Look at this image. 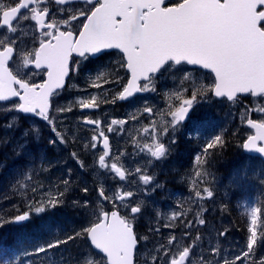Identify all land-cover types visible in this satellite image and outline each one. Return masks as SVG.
<instances>
[{
	"label": "snow or ice",
	"instance_id": "6c2138e0",
	"mask_svg": "<svg viewBox=\"0 0 264 264\" xmlns=\"http://www.w3.org/2000/svg\"><path fill=\"white\" fill-rule=\"evenodd\" d=\"M75 2L80 6L60 7L59 18L56 12H50L48 0H10L8 4L0 3V27L6 29L7 33H17V25L21 21L34 22L32 47L29 48L26 41L25 46L21 47L17 38L12 35L0 39V102L18 97V102L14 101L11 107L6 108L8 112L17 113L5 125L7 129L14 131L19 126L17 121L31 118L43 122L51 129L53 136L48 145L52 148L58 144H66L67 134L59 130V118L55 113L70 112L76 105L81 109L100 106V100L95 94H89L87 98L77 100L67 107L56 105L55 98L66 89L75 88L71 81L82 72L85 82L91 88L103 89V85L112 84L122 89L117 92L103 90V102L113 104L117 100H129L134 94L156 92V82L165 74H172L173 79L176 78V73L182 74V91L172 93L180 103L174 110L169 106L171 120L159 130L155 122L151 129H144L152 143H145L142 151L156 161L167 159L176 150V133L184 127L190 112L195 111L201 101L219 98L236 105L240 103L239 94H249L253 98H259L260 103L254 109L245 108L241 114L242 121L252 111L264 116V0ZM55 3L64 6L68 0H55ZM121 70L130 73V79L126 82ZM204 70L212 77L210 84L200 83L199 78L190 85L187 83L193 74L199 77ZM37 78L42 82H37ZM153 111L147 105L142 109V113H147L149 118ZM131 118L136 120L137 116L133 114ZM84 123L95 125L94 134L83 145L84 150H96L98 141L102 138V154L98 156L99 169L113 173V178L118 177L119 181L125 183L111 194H108V189L101 183L97 189L96 207L90 211V216L94 219L89 221V226L62 239L46 240L36 245L32 251H25L24 255L29 257L27 264H37V260L41 258L47 264H56L49 253L59 249L61 245L85 238L89 251L78 257L61 256L60 264H135L134 251L140 240L148 241L147 236L141 238L134 230V221L143 215L145 209V202L138 198V193L163 186L155 181L154 175L147 173L146 168L138 166L126 174V170L116 162L109 164V137L100 128L101 121L85 119ZM126 123V120L112 119L107 132H122ZM246 123L256 130V134L248 136L242 147L264 154V146L257 147L258 141H264V118L259 121L249 118ZM31 136L37 139L40 137V129L36 124L23 132V137ZM224 146L225 140L217 134L204 143L202 154L210 151L214 154V150ZM17 148L18 154L27 152V141L19 143ZM120 156L113 159L118 160ZM71 158L81 169L85 168L79 153L72 152ZM45 160L46 157H40L42 164ZM148 163L152 164V160L149 159ZM203 164L205 160L201 154H197L193 164L196 178L207 175L200 171ZM51 167L49 162L48 168ZM48 168H42L41 171L47 172ZM29 171H32L31 166ZM71 176L72 169L69 168L66 178L46 187L43 183L33 182L32 175H22L17 183L21 189H25L32 182L33 195L23 201V210L17 207L14 215L0 217V227L9 224L23 226L33 218L43 219L42 214L64 206L65 194L71 190ZM129 176L135 179L129 181ZM200 183H204L203 179ZM130 185H136V190H131ZM82 190L85 193L89 191L87 187ZM190 190L194 192L190 199L198 206L193 219H186L192 211L186 209L173 212L166 218L169 223L164 224L165 228L174 229L179 221L185 229V239L191 237L192 230L198 231V226L205 225L203 213L206 209L200 202L214 195L209 187H198L195 179ZM106 202L111 208H106ZM72 206L87 210L88 202L81 204L74 200ZM261 215L264 212L260 208L253 207L250 210L246 247L234 258L229 259L227 250L222 255L217 246L208 250L210 257L205 256L201 249L197 259L196 249L201 247V237L197 235L190 243L181 246L175 233L170 232L166 242L162 239L158 246L149 251L144 264H243L244 261L257 264L254 259L257 246H264V240H258V219ZM49 229L50 226H44L45 231ZM150 231L156 235L161 233L158 227ZM260 231L264 233V227H260ZM227 234L228 229L218 232L220 237ZM92 253L98 258H88ZM4 255L0 250V257ZM0 264H13V261L0 260ZM258 264H264V257L259 259Z\"/></svg>",
	"mask_w": 264,
	"mask_h": 264
},
{
	"label": "rangeland",
	"instance_id": "374dc122",
	"mask_svg": "<svg viewBox=\"0 0 264 264\" xmlns=\"http://www.w3.org/2000/svg\"><path fill=\"white\" fill-rule=\"evenodd\" d=\"M191 67V66H189ZM124 71V70H122ZM176 78L173 79L172 74H165L164 77H162V87L163 90L161 92L156 91L153 98L147 103H144V106H150L152 107V104L154 105V108L157 107L156 102L162 103L164 108L166 109V114L163 116L156 117L155 120L159 119L164 125H167V120H164L163 117L165 115H168L169 121L171 120V116L168 114L169 106H172V110L175 109L180 103L172 93L176 91H182V87H180V79L182 77V74L176 73ZM199 78V82L203 83L205 85L211 83L212 77L207 74V71H203L199 74V77H197L196 74L192 75V78L187 82L189 85L192 84L194 81H196ZM96 95V93H95ZM87 94L85 93L84 98H87ZM98 100L101 102L103 101V95L98 94L97 96ZM110 98V96H109ZM72 99V98H71ZM217 99V100H216ZM213 101H201L200 105L196 108L195 111L191 112V115L189 118L184 122L189 123V125H186L182 128V130H186L184 132V136H194L198 137L200 139H206L205 141H208L210 138L214 137L215 135L219 134L221 135L222 129L221 128H228L230 127L231 135L225 140V146L226 148L232 149L233 154L235 153L234 158L231 160L230 164H223L224 171H220L219 163L217 166H215L212 162H205V164L200 166V171L202 173H207V175L203 176L202 178H196L195 177V169L193 167V164H190V162H187L188 154L194 148L197 143L190 144L188 142L185 143L181 150V156L177 157L176 160H173L171 163V166L175 169V175L172 179V183L165 184L164 187H160L161 190L156 191L149 188L147 191L143 193H138V198L144 200L145 202V209L143 212V215L138 217L136 221H134V226H138V230L146 229L149 231L148 235V241H144V250L139 251V245L137 247V258H136V264H144L145 257L149 254V251L153 249L154 247L158 246L159 242H161L162 239L166 242V238L169 235L170 232H174L177 238L180 240V245L184 246L188 243H190L192 240L195 239L197 235L201 237L200 248L196 249L197 256L196 258H199L201 249L204 250L205 256H211V253L208 251L212 247H219L221 249V254L223 255L225 251L227 250V254L229 259L234 258L235 255L239 254L243 249L246 247V239H244L242 236H239L238 234H235L234 227L231 228V222H233L231 218V212L229 210L232 207L231 201L225 202V198L223 196L225 195L226 198H229L227 196L226 187H222L224 185L231 186L235 188L236 194L242 195L243 186L246 190V197L247 200L237 202L236 199L235 202L240 206L242 210V214L248 215V221L247 225L250 224V210L255 207V202H259L260 197H262L261 192H264V177L261 176L258 169H260L259 160L254 159L248 155L244 156L243 154H240L239 152H235V148L237 146H241L242 150V144H243V136L248 135L246 125L245 116L243 121L241 118V113L238 112L237 104L233 105L230 102H221L219 98H216ZM80 100V99H77ZM76 100V101H77ZM250 102L253 103V107H257V105L260 103L259 98H252ZM139 109V108H138ZM138 109L131 108L128 111H124L125 114L118 118L119 120H126L127 123L123 127V131L121 136L125 137L127 134H129L130 131L136 128V124H134V121L131 117L133 114L136 116L144 115L146 118L147 113H142L143 107L138 111ZM10 120L13 116L17 115L15 112H10ZM58 113H55L57 115ZM193 114V115H192ZM100 116H103V113H99ZM262 115V114H260ZM138 118V117H137ZM65 119V118H62ZM213 119V121H211ZM31 120V119H30ZM201 120H210V123L204 122V124H201ZM14 131L11 130L10 132L5 128L4 129V141L5 146L8 148H13L18 153L17 145L19 143H23L26 141V139H12L15 135H17V131H20L18 133L19 136L23 135V132L25 129H28L27 127L22 128L20 123ZM154 120L150 119L148 117V121L145 125V127L139 128V133L143 134L144 136L150 137L148 133L144 132L145 128L151 129L152 123ZM77 127L74 128L75 132L72 131V129L69 127L68 129H63L61 132L67 134H71L72 139H70V144L76 143L79 140L84 143L89 141L90 139H74L73 137H78L79 131H80V125L79 123L76 125ZM43 129L47 130L51 129L46 125L42 124ZM65 125V128H68ZM195 127H200L199 131L204 130L205 128H208L212 130L210 133L200 134L196 133ZM217 127V129L215 128ZM249 129V128H248ZM194 130V132H192ZM69 131V133H68ZM235 139V140H234ZM35 140V139H34ZM242 140V143H241ZM11 141L13 142V145L11 144ZM236 141V142H235ZM29 140H27V143ZM147 143L151 145L152 140L150 139H116L115 142V151L112 157L107 158L108 163L116 162L117 165L122 166L127 172L133 171L136 167H141L147 169V173L150 175H154L151 171V168L154 167L157 164V161L155 158H151L145 151H142L144 144ZM221 148H217V150H220ZM241 150V151H242ZM91 154H93V157H96L93 159L94 162V168L99 171L98 166V156L99 154H102V151H95L89 149L88 150ZM211 152V151H210ZM30 152H25V159L23 160V167L22 168H16L14 171H11L8 173L7 182L9 181L10 185L14 189L18 190H30L31 192V183L29 182V187L25 189H21L19 184L17 183L18 179H22V175H32L33 182L36 183H43L46 187L56 183L58 181V177L52 168H48L49 162L45 161L43 164L40 161V157H35L34 155H29ZM123 153V156H120V154ZM120 156V159L114 160L113 157ZM191 157V156H189ZM233 157V156H232ZM152 160V164L148 163V160ZM204 160V157H202ZM4 163L2 160H0V170L4 168ZM185 165V166H184ZM32 167V171H29V167ZM42 168H48L47 172L41 171ZM72 170H76L75 168H72ZM84 169H80L77 172V177L79 180L84 178L85 171ZM0 175L3 173V170L0 171ZM110 176L112 177V181L107 184V177L106 179H103L102 176V182L105 187L108 189V194H111L117 187H119L121 184H124L125 182L119 181L118 177H114V174L110 173ZM227 176V177H225ZM135 179V177L129 176L128 180L131 181ZM196 180V184L201 189L203 187H209L210 190L213 191L214 195L212 198H206L205 200L201 201L200 203L203 204V207L206 209V211L203 213V218L205 219L206 223L203 226H198L197 230H192L191 237L185 239L183 238V232L185 229L182 225L179 224V221H177V227L174 229L165 228L164 224L169 223V221L166 219L168 216H170L173 212L176 211H184L186 209H191L192 211L189 212L186 219H193V214L197 210V205L193 204L190 197L194 195V192L190 189L192 188V181ZM203 179L204 183H200V180ZM173 185V187H171ZM163 186V185H162ZM130 189L135 191L136 185H130ZM32 193V192H31ZM222 195V196H221ZM221 196V197H220ZM29 199V197H27ZM223 199V200H222ZM227 201V200H226ZM243 202V203H242ZM226 206V207H225ZM229 212V217H226V213ZM157 213L160 215L157 216ZM184 217H182L183 219ZM154 219V223L152 224L153 229L160 228L161 233L160 235H156L154 232L149 230L150 225L148 226V222ZM148 226V227H147ZM224 229H228V234L225 237H220L218 235L219 231H223ZM146 236V235H143ZM260 240H264V236L260 235ZM142 253V254H141ZM140 254V255H139ZM102 255V254H101ZM264 257V246H257V250L255 252L254 259L258 261L260 258ZM88 258H98L95 256V253L91 254ZM252 259V258H250ZM243 264H249V261H244Z\"/></svg>",
	"mask_w": 264,
	"mask_h": 264
},
{
	"label": "flooded vegetation",
	"instance_id": "af4514ba",
	"mask_svg": "<svg viewBox=\"0 0 264 264\" xmlns=\"http://www.w3.org/2000/svg\"><path fill=\"white\" fill-rule=\"evenodd\" d=\"M9 2H10V0H0V3H3V4H8ZM79 6L80 5L78 3H76L75 0H68V3L64 6L57 5L55 3V0H48V7L50 9V12H56L57 18H59V16H60V14L58 12V9L60 7L75 8V7H79ZM33 23L34 22H32V21H21L20 24L17 25L18 32L15 34H9V33H7L6 29L0 27V39H3L6 35H12L15 38H17L21 47L25 46L24 42L26 41L27 46L30 48V47H32V34L34 31V29L32 27ZM105 63H107V60L105 61ZM121 75L125 77V82L127 79H130V73L126 72L125 70L124 71L121 70ZM109 78H111V77H109ZM37 82H42V81L39 78H37ZM71 83L74 84L76 87L75 88H68L64 92H62V94L59 97H56L55 100H56L57 106L67 107L70 104H75L77 99H83L85 93L87 95L96 93V95L98 96V94L104 95V91H103L104 89H111L112 92H117V91L122 90L118 86H115L112 84L103 85V89L91 88L85 82V75L83 72L79 76H74ZM162 84L163 83H162V77H161L156 82V87H157L158 92H161L163 90ZM84 89H86V91H82ZM154 94H155V92L142 93V94L134 96L133 98H131L127 101L117 100L116 103H114V104L113 103H104L103 101L102 102L100 101L99 108H95V109H81L78 105H76L72 108V111H70V112H64V113H58L57 114V116L59 118L57 121L58 126H59V130L60 131H62L63 129L69 130L68 126H70L72 131L75 132L74 128L77 127L76 125L79 123L80 131H79L78 137H75V139H91V136L94 134L93 129L95 128V125H87L84 123V121H85V119H99L101 121L100 128L103 129L105 131V135H107L109 137V143H110V146L112 149L110 157H112L114 154V151H115L116 139H145V138L150 139V137H147V136H144L143 134H140L139 130H138L141 127H145V125L148 121V114H146L147 118L144 115H141V116L137 115L138 118L134 121V124H136V128L133 129L132 131H130L129 134H127L125 137L121 136L122 132L108 133L107 132V126L111 123L112 119L120 118L121 116H123L125 114L124 111H128L132 107L135 109L139 108V110H140L142 107H144V103H147V101L149 102L153 98ZM252 98L253 97H251L250 95L240 96V103L237 104V107H238L237 110L239 113L244 112L245 108H249V109L255 108V107H253V103L250 102V100ZM14 101L18 102V97L14 98L12 100H9L8 102H0V139L4 138V129L6 128L5 125L10 121V116H11V113L8 112L6 110V108L11 107V105ZM220 101L226 102V101H222V100H220ZM156 103H157V107H155V108H154V105L152 104V108L154 111H153V115L150 119L154 120L156 127H157V130H159V128L161 126H166V125H164L159 119H157V120H155V119L158 116V114H159V116H163L164 114H166V109L164 108V106H162L163 105L162 103H160V102H156ZM99 113H103V116H100ZM62 118H65V119H62ZM249 118L259 121L262 118H264V116L260 115L259 113L255 112V111H252V112L247 114V116L245 117V120H247ZM30 119L31 118H26V119L19 121L18 123L21 124L20 126L22 128H25V127L30 128L33 124H36V126L40 129V137L38 139L34 136L25 138V137H23V135L19 136L18 133H20V131H17V135H15L12 139H26V141L28 139H35L36 144L40 140V144H41L40 149L43 150L44 143H46V141L48 142L49 139L52 138L53 134L51 131H50V133H51L50 135H48V133H47V135L44 134L46 132V130L43 129V127H42L43 122H37L33 119H31V120ZM163 119L169 121L168 115H165L163 117ZM209 121L207 123L211 124V122H209ZM211 121H213V119ZM201 124H204V122ZM65 125L68 128H65ZM186 125H189V123L184 124V126H186ZM246 125H247V123H246ZM114 127H116V126H114ZM123 127H125V126H123ZM199 128L200 127H195V130H196V133H200L201 135L205 134V133L212 132V130H210L208 128H205L204 130L199 131ZM215 128L217 129V127H215ZM228 128H230V127H228ZM248 128H247L248 135L243 136V142H245L246 138L248 136L252 135V133H253L252 128H250L249 126H248ZM7 130L9 132L11 131L9 129H7ZM185 131L186 130L181 129L179 132L176 133V135L178 137V146H177L176 150L172 153V155L168 156L167 159H162L160 161H157V164L151 168V171L153 172V174L155 176V181L157 183H159L160 185H163V187L167 182V175L175 174V171H173L174 168L171 166V163L173 160H176V156L178 155V153L181 154V150H182V148L186 142H188L190 144L197 143V145L194 148H192V150L189 152L187 162H190V164H193L192 160L194 159V157L197 154H201L202 157H205L206 155L211 154L212 161H214L213 164L215 166L218 165L217 157H218V151L219 150H217V149L214 150V154L212 152L207 153V154H202V147H203L204 143L206 142L205 141L206 139H200V138L194 137V136H184ZM231 131H232V128H231ZM65 133H66V131H65ZM68 133H69V131H68ZM230 136H232L231 133H230L229 137ZM70 139H72V136L69 133V134H67V143L66 144H58L56 147H54L58 151L57 155L59 156L60 154L61 155L65 154V155H67V160H68L69 158H71L72 152L79 153L81 156V159L85 163V168L83 171L92 169L93 171H95V173H98L101 175L100 181L102 182V176H103V179H105V175H106L107 171L103 170V169H99V171H97L94 168V162H93V159L96 157H93V154H91L88 150L87 151L84 150L83 144L80 140L76 143L74 142V143L70 144ZM241 143H242V140H241ZM260 145H262V143H260ZM98 150L102 151V138L98 141V148L95 151H98ZM24 153L25 152H23L22 154H24ZM239 153L243 154L244 156L248 155L254 159L259 160L258 162H259L261 167H260V169H258V171L260 172L261 176L264 177V159L262 157L250 155L247 152H245L244 150L240 151ZM228 154L230 155V157H232L233 156V150L228 148ZM189 156H191V157H189ZM45 161L50 162L47 158ZM67 164L69 166H71V168L76 169V174L81 169L80 166L77 164V162H71V161L69 162L68 161ZM51 165L53 166L52 170L58 171L59 167L63 166L64 163H61L57 167L54 165V163H51ZM63 168H64V166H63ZM193 168L194 167H192V169ZM59 173H63V171L61 170ZM62 175L63 174L60 175L61 180H62ZM225 177H227V176H225ZM171 187H173V185H171ZM222 187H226L227 196H229V198H226L225 195L223 196V198H225V202L231 201V203H232L231 205H233L236 199L238 200L237 202H240L239 200H241V201L247 200V197H246V190L247 189H245L244 186L242 188V191H243L242 195L236 194L235 188H233L231 186L224 185ZM155 190L159 191L161 189L155 188ZM263 193L264 192H261L260 195ZM261 198L262 197L258 198L260 202L262 201ZM263 201H264V198H263Z\"/></svg>",
	"mask_w": 264,
	"mask_h": 264
},
{
	"label": "trees",
	"instance_id": "16d2710c",
	"mask_svg": "<svg viewBox=\"0 0 264 264\" xmlns=\"http://www.w3.org/2000/svg\"><path fill=\"white\" fill-rule=\"evenodd\" d=\"M208 122V120H201L200 123ZM50 135V130L47 129L44 134ZM231 133L230 128H223L221 136L223 139H227ZM206 135V133H205ZM28 152H30L35 157L44 156L46 157L50 163H54L57 167L61 163H64L63 166L59 167V170H53L51 172H55L58 180L60 181V175H62V180L67 177V170L71 168L67 163L76 162L72 158L67 160V155H57L58 151L55 148H52L48 145V142L44 143L43 150L40 149V140L36 144L34 139H28ZM235 140V139H234ZM4 139H0V160L5 164L3 173L0 175V217L8 218L10 215H14L16 213V208L19 207L21 210L24 208L23 201L27 199V197L31 198L32 193L30 190H18L14 189L9 181L7 182L8 173L14 171L16 168L23 167V159H25V155L22 153H17L13 148H8L5 146ZM236 142V141H235ZM13 142L11 141V144ZM62 150V149H61ZM242 150L241 146H237L235 148V152H240ZM178 157L181 154L178 153ZM176 156V159H177ZM230 157L228 154V148L223 147L218 151L217 163H219L220 171H224L223 164H227L231 162L234 158ZM222 159V160H221ZM205 162H212L211 154H208L204 158ZM213 163V162H212ZM185 166V165H184ZM175 169V168H174ZM0 170V171H1ZM63 173H59L60 171ZM84 174V178L79 180L76 175V170H72L71 176V190L65 194V205L57 208L51 213L42 214L43 219L33 218L31 222L24 224L23 226L16 224H9L4 227H0V250H2L5 255L0 257V260H12L13 264H21L23 261L24 264H27V260L29 257L24 255L25 251H32V249L38 245L44 243L46 240H52L57 238H64L68 234H72L76 231H80L82 228L89 226V221L94 219V217L90 216L91 209L96 207V201L98 197V187L101 184V175L95 173L92 169L86 170ZM175 174L167 175L166 184L172 183V179ZM107 177V184L112 181V177L110 173H106L105 179ZM83 180V181H82ZM8 185V186H7ZM87 187L89 191L85 193L82 189ZM264 193L262 194V201L255 202L257 208H260L262 212H264ZM79 201L83 204L85 201L88 202V209H84L81 207H73V201ZM106 208H111L110 204L106 202ZM231 218L233 222H231V228L234 227L235 234L242 236L244 239L247 238L249 233L247 232L248 227V215L242 214V210L237 202H234L231 209ZM229 212L224 216L229 217ZM154 223V219H151L147 224L150 229H153L152 224ZM50 226L48 231L44 230V226ZM147 226V227H148ZM258 240H260V235L264 236V233L260 231V227H264V215H261L258 219ZM137 236L143 238V235H152L149 234V231L146 229L138 230V226L135 227ZM153 232V231H152ZM144 250V240H140L139 251ZM89 251L88 241L87 239H77L74 243L69 242L67 245H61L59 249L53 250V252L49 253V256L52 257L56 264H60L61 256L65 258L69 257H78L83 252ZM94 254V253H93ZM142 254V253H141ZM140 255V254H139ZM37 264H47V261L43 258L37 260Z\"/></svg>",
	"mask_w": 264,
	"mask_h": 264
},
{
	"label": "water",
	"instance_id": "95a60500",
	"mask_svg": "<svg viewBox=\"0 0 264 264\" xmlns=\"http://www.w3.org/2000/svg\"><path fill=\"white\" fill-rule=\"evenodd\" d=\"M205 71H207V70H205ZM140 94H142V93H140ZM136 95H139V94H134V96H136ZM245 95H248V94H239V96H245ZM133 96V97H134ZM132 97V98H133ZM14 98H17V97H13V98H10V100H12V99H14ZM131 99V98H130ZM127 101V100H126ZM191 113V112H190ZM188 119V118H187ZM186 119V120H187ZM253 131H254V134L253 135H255L256 134V130L255 129H253ZM260 143H262V145H260ZM261 146H264V141H258L257 142V147H261ZM111 151H112V149H111V146H110V154H111ZM244 151L245 152H247L248 154H250V155H254V156H259V157H262L263 159H264V154H260V153H258V152H256L255 150H248V149H244ZM127 174V173H126ZM135 230V229H134ZM139 245V244H138ZM138 247V246H137ZM96 251H98V250H96ZM136 251H137V249L134 251V261H135V264H136Z\"/></svg>",
	"mask_w": 264,
	"mask_h": 264
},
{
	"label": "bare ground",
	"instance_id": "6f19581e",
	"mask_svg": "<svg viewBox=\"0 0 264 264\" xmlns=\"http://www.w3.org/2000/svg\"><path fill=\"white\" fill-rule=\"evenodd\" d=\"M222 160V159H221ZM1 173V172H0ZM8 186V185H7Z\"/></svg>",
	"mask_w": 264,
	"mask_h": 264
}]
</instances>
